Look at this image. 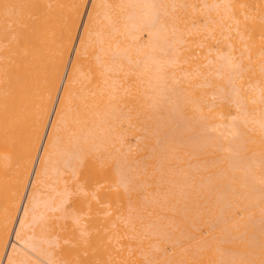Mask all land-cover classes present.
<instances>
[{
	"label": "bare ground",
	"instance_id": "6f19581e",
	"mask_svg": "<svg viewBox=\"0 0 264 264\" xmlns=\"http://www.w3.org/2000/svg\"><path fill=\"white\" fill-rule=\"evenodd\" d=\"M215 231L264 250V0H0V264H176Z\"/></svg>",
	"mask_w": 264,
	"mask_h": 264
},
{
	"label": "rangeland",
	"instance_id": "374dc122",
	"mask_svg": "<svg viewBox=\"0 0 264 264\" xmlns=\"http://www.w3.org/2000/svg\"><path fill=\"white\" fill-rule=\"evenodd\" d=\"M123 4V3H122ZM124 5V4H123ZM86 208H87V205H86ZM88 210V209H87ZM89 211V210H88ZM87 211V212H88ZM98 211V210H97ZM91 212V211H90ZM143 212H145V211H143ZM98 213V212H97ZM96 213V211H95V214H97ZM183 213V212H182ZM94 214V212H93V215L91 214V213H86V215L84 216L85 218H86V216L88 215H91L90 217L91 218H93V217H96L97 215H95ZM100 214V213H99ZM98 214V216L97 217H99L100 215L101 216H105V215H102V214H100L99 215ZM111 214H113V213H111ZM111 214H109L108 216H111ZM185 214L187 215V213L185 212ZM182 215L184 216V214H181V217H182ZM87 216V217H88ZM179 216V215H178ZM181 217H178V219L179 218H181ZM186 217V216H185ZM185 217H182V220L184 219L185 220ZM186 218H188V216L186 217ZM88 219H90L89 217H88ZM157 220L156 221H158L159 219L158 218H156ZM165 219V218H164ZM163 219V220H164ZM178 219L177 220H174L175 222L176 221H178ZM191 219V218H190ZM63 220V219H62ZM62 220H60V219H58V218H55V219H50V220H47V221H49V222H55V226L56 227H58L59 226V222H63ZM171 220H172V218H171ZM180 221H181V219H179ZM182 221V222H180V223H184V225L186 226V224H185V221L186 222H188L187 220H185V221ZM165 221H167V219H165ZM158 222H163V221H161V220H159ZM171 222H173V221H171ZM179 222V221H178ZM188 224H190V222H188ZM187 224V225H188ZM184 226V227H185ZM190 226H191V224H190ZM53 227L54 226H52V228H51V230L53 229ZM192 227V226H191ZM193 230V228H190V230ZM191 230V231H192ZM188 230H186V232H187ZM190 231V232H191ZM66 232V231H65ZM189 232V233H190ZM216 232V231H215ZM214 232V233H215ZM213 233V232H212ZM213 233V234H214ZM192 234V233H191ZM216 234L217 235H213L212 236V234L210 233V234H208V235H206L205 234V236H204V238H207V239H212V240H215V239H217V238H219V236L218 235H220L219 234V232H216ZM188 235V234H187ZM192 236H194V235H192ZM214 236H216V237H214ZM188 237H190V236H188ZM185 238V241L187 240L188 241V243L192 240L193 241V239H195V238ZM220 237H222V236H220ZM72 238V237H71ZM215 238V239H214ZM222 238H224V237H222ZM227 238H233V237H230V236H228ZM211 240V241H212ZM11 241H12V239H11ZM191 241V242H192ZM195 241V240H194ZM193 241V243H195ZM212 242H214V241H212ZM215 242H218V240H215ZM206 243L207 245L209 244V245H211L210 247L209 246H206V248L203 246L202 247V249L200 248V249H196V248H192V245L190 246H186V244H188V243H186L184 246H186V248H182L181 250H177V251H173V252H168V255L171 257V256H176V261H177V263L176 264H224L223 262L225 261V260H227V257H229L230 258V256H236V258L235 259H237V255H240V256H238V259H239V257H249V258H252V257H254V258H256V259H258V260H260V262L259 263H257V264H264V250H262V249H258V248H256L255 250L253 249V248H250V251H247V250H249V249H244V250H246V251H244V250H242L241 249V251H239L240 249H238V248H240V247H235L234 249L233 248H229L231 245H232V243H230V244H227L226 242H224L223 241V244H222V240H221V244L218 242V244L217 243ZM69 243L70 242H68L67 244L65 243V246L66 247H68L69 248V246L71 245V246H74V242H72V243H70V245H69ZM73 244V245H72ZM189 244H192V243H189ZM217 244V245H216ZM219 244L221 245V248H218L219 247ZM225 244H227V245H225ZM68 245V246H67ZM75 245H77V244H75ZM230 245V246H229ZM70 246V248H69V250L71 249V248H74V247H71ZM213 246V247H212ZM233 246H235V245H233ZM232 246V247H233ZM77 247H78V245L76 246V248H74V250H70V253H72V256L75 258H77V252L75 251V250H77ZM169 247V246H168ZM208 247V248H207ZM217 247V248H216ZM227 248V249H226ZM229 249V250H228ZM71 251H73V252H71ZM243 255V256H242ZM171 258H173V257H171ZM229 258H228V260H229ZM232 258V257H231ZM230 258V259H231ZM139 259L141 260V259H143V257L141 258V256L139 257ZM139 259H138V261H139ZM235 259H233V260H235ZM171 260H174V258L173 259H171ZM170 260V261H171ZM232 260V259H231ZM242 260V259H241ZM244 260V259H243ZM37 262H40V261H38V260H36ZM136 261V260H135ZM143 261V260H142ZM163 261H165V262H167L168 260L167 259H165V260H162V262ZM137 262V261H136ZM135 262V264H138V262L136 263ZM169 262V261H168ZM140 263V262H139ZM173 264L175 263V261L174 262H172ZM4 264V263H3ZM133 264H134V260H133ZM165 264H167V263H165Z\"/></svg>",
	"mask_w": 264,
	"mask_h": 264
}]
</instances>
